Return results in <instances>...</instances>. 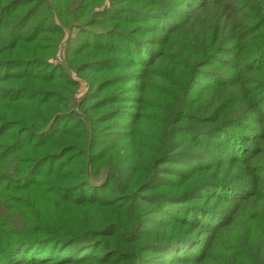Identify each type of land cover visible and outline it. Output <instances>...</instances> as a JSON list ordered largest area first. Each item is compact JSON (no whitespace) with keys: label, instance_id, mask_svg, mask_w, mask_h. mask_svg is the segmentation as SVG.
I'll return each mask as SVG.
<instances>
[{"label":"rangeland","instance_id":"obj_1","mask_svg":"<svg viewBox=\"0 0 264 264\" xmlns=\"http://www.w3.org/2000/svg\"><path fill=\"white\" fill-rule=\"evenodd\" d=\"M38 1L52 9V0H26L1 15L2 25L8 22L7 30L14 32L9 46L24 37L54 38L61 29L62 35L54 50L48 40L23 45L47 60L43 67L37 61L27 65L26 51L18 56L0 50V61L24 62L19 69L0 67V120L7 124L0 131V248L10 240L53 239L74 226L109 230L95 239L100 247L92 251L100 260L49 264H264V60L256 54L264 52V0H59L71 13L102 6L87 11L78 27L67 29L55 20L53 31L40 17L45 8L33 11ZM106 8L177 13L166 21L149 16L147 23L96 16ZM34 24L38 29L27 36ZM104 33L128 36L131 44L101 39ZM134 51H143L138 58H150L153 68L133 64L135 56L125 52ZM87 53L97 58L84 57ZM101 58L113 59L97 73L86 69ZM50 67L71 85L57 87L55 106L44 117L26 107H34L42 91L28 78H48ZM85 98L92 99L82 106ZM91 106L98 109L85 117ZM78 118H95L97 124L72 128ZM25 135L33 142L18 144ZM58 137L63 147L87 138L84 164L72 168L75 156H66L24 180L30 160L38 157L35 147ZM165 150L181 153L180 159L163 158ZM49 166L62 180L85 169L92 183L110 184L92 188L94 196L85 193L98 201L69 210L61 193H27L48 180ZM123 186L128 189L120 192ZM111 190L123 197L117 201L115 193L107 195ZM72 198L82 200L78 193ZM102 201L119 205L106 214L95 209Z\"/></svg>","mask_w":264,"mask_h":264},{"label":"trees","instance_id":"obj_2","mask_svg":"<svg viewBox=\"0 0 264 264\" xmlns=\"http://www.w3.org/2000/svg\"><path fill=\"white\" fill-rule=\"evenodd\" d=\"M8 1L10 0H6L5 2L8 3ZM136 2V0H134ZM4 2V0H0V50L4 51V52H9L11 54H15V55H22V53L24 51H26V59L24 61H31L30 63H26L27 65L29 64H33L34 62L32 61H37L40 63V67H43L42 65H45L47 62V60H44L43 58H40L38 56H33L35 55L34 52L29 53L23 45H27L26 43H37L40 44L42 42H44L45 40H48L51 44L52 47L50 48V50H54L56 48V45L58 43V41L61 39V35H62V29L61 31H56V36L54 38H48L47 36H43V35H36L32 40H26V37H24L23 40H17L15 41V43H13L11 46H9L8 43V38L12 37V39L14 38V32L7 30V26L9 25L8 22L3 23L2 25V16L4 15V13L6 12L7 9H9L10 7H18L19 5L27 4L28 2H26V0H13L9 6L7 8H5V4L2 7V3ZM77 2V0L75 1ZM79 2V0H78ZM39 3V5L37 6V4ZM23 4V5H24ZM68 4V3H67ZM67 4L64 3H60L59 0H52V4L51 7L52 9L47 8L48 6L45 3H40L39 1L36 2V5L32 6L33 11H35V13H40L38 12L41 7H44V14L41 17V19H44L46 22L49 23L51 31H53L54 28V21L56 20L59 24H61V26L67 28V29H71L73 26H79L83 23V19L84 16L86 15L85 13L88 11L89 15L93 12V10L99 8L102 6V2H99L98 4L94 5H88L85 8V12L83 11L82 8H78L75 9L73 13H71V10L69 11L67 8ZM141 7V6H140ZM137 8H135L132 12H126V11H118V10H113L111 8H106L104 10H102L101 12L96 13L97 17H105L104 19H108V18H112L110 15L111 14H116V17L119 18H127L130 20H140L144 23H147L149 20L147 17L151 16V17H158L162 18L164 21L170 19H174L176 17V10L174 8H168L167 9V14L165 13V16L161 14H153V12H150L149 14L143 13V12H139L138 10H136ZM78 11V12H77ZM71 13V14H70ZM168 18V19H167ZM12 21H17V18H12ZM40 19V18H39ZM40 19V20H41ZM24 29V28H23ZM36 26L35 24L31 27H29L26 31L28 32L27 36H31L33 35V33L36 31ZM13 30H17V28H13ZM41 32V31H40ZM45 33H49V34H53L52 32H45ZM101 36V35H100ZM101 39H108L110 38H114L117 37V39H121L125 42H127L128 44H131L130 40H128V36H119L115 33H104L103 36H101ZM108 37V38H107ZM123 37V38H121ZM86 42H82V45H86ZM80 45V47L82 46ZM88 46V45H86ZM84 46V48L86 47ZM4 47V48H3ZM89 48V46H88ZM91 49L94 48L96 51H104V50H108L107 47H94L91 46ZM81 49V48H80ZM113 51H117V50H113ZM77 52V53H76ZM74 54L75 56H77L79 53L78 51H76ZM143 53V51H134L132 53H127L125 52V54L127 55H134L135 56V60L133 62V64L137 65V66H148V68L150 67V69L153 68V66L155 64L150 63V58L147 61H143L140 57L138 58V54L139 56ZM259 58L260 60H264V52L260 51L256 54H259ZM32 56V57H31ZM46 57H49L48 55H44ZM31 57V58H30ZM84 57L86 58H90V59H96L97 55L96 54H90L87 53L84 55ZM113 58H101V59H97L93 60L95 62H91L86 64L85 67H87L86 69H92V71L94 72H98L100 71L102 68L100 66L104 65L103 67H107V65L109 64V62L112 60ZM19 58H11V59H7V60H2L0 61V67L1 68H8V70H13V69H19L21 67V65L24 62H20L18 61ZM84 61L80 62V64H83ZM36 64V63H35ZM68 64V63H67ZM69 65V64H68ZM152 65V66H151ZM50 69L53 70L52 67H50ZM48 68L47 71H49L50 75L45 76V77H30L28 78L30 80L31 83H33L34 87L37 90H42V91H38L36 93V97L39 98V100L36 101L34 107L31 106H27V108L29 109H34V111L36 112H40L42 111L44 113V117L45 115L52 109L53 106H55V103L53 102V97H56V90L57 87L60 85H71V83H68L66 79H64V81L61 80V74L62 72L59 71V69H54L53 73L51 74V70ZM66 73V72H65ZM81 73V72H80ZM57 75V76H56ZM65 77V74H64ZM66 78V77H65ZM7 79H11L13 80L14 77H10ZM27 83V82H24ZM108 83H113V81H110ZM73 85V84H72ZM16 91H13L12 93H9L10 95L14 94ZM35 92L33 91V93H31L32 95ZM71 94V98H72V94ZM2 96L4 97V94L2 93ZM73 99V98H72ZM92 99V98H85L83 101V105H86L88 103V101ZM96 100V98H93ZM111 98H106V99H102V100H109ZM21 101V100H18ZM73 103V101H71ZM21 105V103L19 104ZM108 104H105V106ZM104 107V106H103ZM93 109H98L97 107L91 106L88 109L84 110L83 115L85 117L89 116L91 113L94 112ZM63 113V112H61ZM109 114L113 113L116 114L115 111H111L108 112ZM63 115L64 119L67 120V118H69L65 113L61 114ZM2 117V116H0ZM43 117V118H44ZM76 117V116H75ZM42 118V119H43ZM97 118V117H96ZM41 119V120H42ZM57 119V118H56ZM4 120H0V131L7 125L4 124L3 125ZM95 118L92 119V121L89 120H84V119H80L78 118V120H76L75 122H73V126L72 128L75 129H83L84 127H89V128H95ZM47 124H45L40 130L39 132H41L45 126ZM10 128V127H9ZM7 128V129H9ZM94 131H96V129H94ZM38 132V133H39ZM83 132V130H82ZM81 132V135L83 136V133ZM36 133V134H38ZM22 139V140H21ZM21 139L18 140V144L20 143H24L26 144L28 142V138L27 135L23 136ZM36 139V138H35ZM34 139V140H35ZM82 139H87L86 137H81L80 139H78L76 144H72L71 146H61V142H62V137H58L55 140H53L52 138L49 139L46 143H40L38 144L35 149H37V155L38 157H34L33 160H30V164L29 167H31V169L29 170V172H26L27 174L24 177V180L29 177L30 175L33 176L35 174V172L37 171H41L42 168L47 165L48 163L51 162H55L56 161H60L61 159L65 158L66 156H70V155H74L75 156V164L72 165V168L74 166L78 167L79 165H83L84 161H85V154L84 152H82L81 148L83 147V145H86V142L82 141ZM92 140V137L89 139ZM31 142H33V139L31 141H29L28 143L31 144ZM178 148H180V146L182 145V143H178ZM166 154L164 155L163 158L170 160V159H176V160H172V161H177V159H180V154H175L174 152H168L167 150L164 151ZM179 153V152H177ZM171 155H175V156H171ZM133 160H130V163L132 164ZM90 165H92L90 163ZM67 165H62L63 169L66 167ZM50 171H48V173H45V181L36 183L34 185V189L29 190L27 193L30 194V191L35 190L36 193L40 196H50L52 195L55 196L57 193H61L62 195H64V205H66V209H72L75 206H86V205H91V203H93V201H98V199H94L92 200L91 198H89L87 200V198H84L85 193H89V196H94V193L91 191L92 188H97V187H102L106 188L109 186V182L108 179H105L103 182H100L99 184H94L92 183L89 178L86 179L85 177H88L87 174L85 176V169L82 170V174H78L79 176H77L75 173L72 174L70 177L66 178L65 180H62L63 175L61 173H57V171L55 172L53 169L56 168L54 166H49ZM59 168V165L58 167ZM25 172V171H24ZM79 173V171H78ZM132 179V176H131ZM23 181V180H22ZM64 181V182H62ZM68 183H72V184H68ZM33 185V183H30L28 188ZM64 185H68V186H64ZM128 189L127 186H123L120 189L121 191H126ZM144 189V188H142ZM85 191V192H84ZM95 191V189H94ZM120 192H112V190L107 194L109 196L116 195L115 199H117V201H119L120 198L123 197V195L120 194ZM75 193H78L81 197L82 200H74L72 197ZM108 199H111L108 198ZM164 204V203H163ZM119 204L117 202L114 203H109V202H99L96 204L95 209L100 208L101 211H106L105 209H109V211H113L115 210V208L118 206ZM155 205L157 206H162L161 202H156ZM157 206V207H158ZM111 213V212H108ZM107 214V211H106ZM139 214H141V208L139 209ZM42 221L39 222L38 225H41ZM70 232H60L59 236H57L56 238L53 239H46V240H36V239H31L32 241H30V239L28 240H21L20 242H16L13 243L12 240L9 241V245H3L0 248V264H49V263H64V262H89V261H97L100 259H97L96 256L94 255V251H92V249L95 248H99L100 244H98V242H95L97 237H106L108 236L109 230H105V229H100V230H88L87 228H78V227H74L71 226L70 228H68ZM32 233V230H30V234ZM104 262V261H103ZM87 264V263H86Z\"/></svg>","mask_w":264,"mask_h":264}]
</instances>
